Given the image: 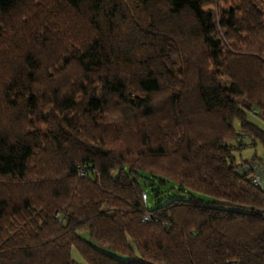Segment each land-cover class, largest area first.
<instances>
[{
	"label": "trees",
	"instance_id": "1",
	"mask_svg": "<svg viewBox=\"0 0 264 264\" xmlns=\"http://www.w3.org/2000/svg\"><path fill=\"white\" fill-rule=\"evenodd\" d=\"M0 12V264H264V0Z\"/></svg>",
	"mask_w": 264,
	"mask_h": 264
},
{
	"label": "rangeland",
	"instance_id": "2",
	"mask_svg": "<svg viewBox=\"0 0 264 264\" xmlns=\"http://www.w3.org/2000/svg\"><path fill=\"white\" fill-rule=\"evenodd\" d=\"M9 1H12V0H9ZM204 11L210 14V22L213 23L216 20H219L216 22H218L219 24L221 23L222 18L218 19V13L215 8H205ZM218 32H221V29L219 31V28H218L217 30L213 32V34L217 35ZM218 53H219L218 54L219 57H223L225 54V50L220 49ZM97 109L98 107L95 106L94 110H97ZM249 118L253 123L257 124L260 128L264 130V121L260 119L259 117H257V115H254L253 113H249ZM233 154L237 160V163H240L242 160L251 159L254 155H258L260 158L264 159V152L260 145H258V147L256 148H253V147L246 148L242 150L241 152L234 151ZM141 185L144 188V190L148 193V196H149V200L147 203L148 207H154L155 203L160 200H163L164 202L165 200L167 201L169 198H183L187 196V194L180 192L178 187L171 183H167L165 186H163V188L160 190L161 194L159 196L155 195L153 186L149 185V182L141 181ZM72 256L76 261L83 264L84 261L82 260V258L80 257V255L75 249H73L72 251Z\"/></svg>",
	"mask_w": 264,
	"mask_h": 264
},
{
	"label": "built area",
	"instance_id": "3",
	"mask_svg": "<svg viewBox=\"0 0 264 264\" xmlns=\"http://www.w3.org/2000/svg\"><path fill=\"white\" fill-rule=\"evenodd\" d=\"M256 172H257V171H256ZM80 173H81V174H84V173H85V170H80ZM253 183H254L255 185L260 186L261 188L264 189V178L261 177L259 173L255 174V177H254ZM142 197H143V200H144L145 202H147V200H148L147 194H146V193H143Z\"/></svg>",
	"mask_w": 264,
	"mask_h": 264
}]
</instances>
